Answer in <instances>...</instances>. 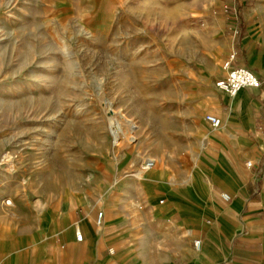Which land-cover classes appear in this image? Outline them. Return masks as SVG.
I'll list each match as a JSON object with an SVG mask.
<instances>
[{"label":"rangeland","instance_id":"374dc122","mask_svg":"<svg viewBox=\"0 0 264 264\" xmlns=\"http://www.w3.org/2000/svg\"><path fill=\"white\" fill-rule=\"evenodd\" d=\"M119 2L98 26L87 0H0V178L13 196L105 201L142 158L153 171L159 159L190 162V114L210 96L224 48L178 26L166 0Z\"/></svg>","mask_w":264,"mask_h":264},{"label":"crops","instance_id":"0c3cea01","mask_svg":"<svg viewBox=\"0 0 264 264\" xmlns=\"http://www.w3.org/2000/svg\"><path fill=\"white\" fill-rule=\"evenodd\" d=\"M87 1L98 26L113 23L119 0ZM166 1L178 26L205 30L224 48L210 96L190 114V162L159 159L154 171L126 178L109 199L95 202L70 192L58 202L15 197L0 178V264H264V0ZM233 51L235 66L262 85L230 98L214 83ZM206 114L222 126L210 129Z\"/></svg>","mask_w":264,"mask_h":264},{"label":"built area","instance_id":"2783aa9c","mask_svg":"<svg viewBox=\"0 0 264 264\" xmlns=\"http://www.w3.org/2000/svg\"><path fill=\"white\" fill-rule=\"evenodd\" d=\"M237 53L233 51L226 60H224L222 64L223 75L218 78L214 85L215 88L219 91L225 93L230 98H234L237 96L240 90L242 89H258L261 87L262 82L258 78V76L252 72L250 69L246 67H238L235 66ZM205 122L209 125L210 129L217 130L222 126V122L220 118L213 114H206L204 116ZM114 138V136H113ZM115 143V139H114ZM116 145V143H115ZM247 167H251L252 163L248 162ZM154 167V161L151 158H144L138 167L139 175L141 176L143 173L151 170ZM222 198L225 201L230 200V196L226 193L221 194ZM103 212H98L96 219V226L101 227L103 225ZM76 239L78 242L83 241L82 233L77 230L76 231ZM201 245L200 240H196L194 243L195 249L199 250ZM112 252V250H110Z\"/></svg>","mask_w":264,"mask_h":264},{"label":"bare ground","instance_id":"6f19581e","mask_svg":"<svg viewBox=\"0 0 264 264\" xmlns=\"http://www.w3.org/2000/svg\"><path fill=\"white\" fill-rule=\"evenodd\" d=\"M126 121H127L128 123H131L130 120H127V119H126ZM133 128H135V127H133ZM133 128H132V129H133ZM130 132H131V131H130ZM111 133H112V135L114 136V139H115V143H116V144H119V142H120V140H121V136H119V135H120V134H123V135L125 134L124 131H123L119 126H116L114 131L111 130ZM153 161H154V167H155V162H156V161H155V160H153ZM154 167H153V168H154ZM153 168H152V169H153ZM152 169H151V170H152ZM138 174H139V172H136V173H133L132 175H133V177L140 178V175H138Z\"/></svg>","mask_w":264,"mask_h":264}]
</instances>
